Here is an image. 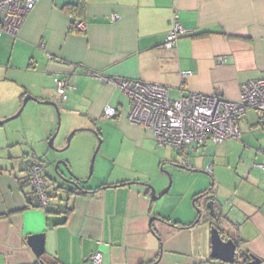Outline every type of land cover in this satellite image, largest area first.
<instances>
[{
  "label": "crops",
  "instance_id": "0c3cea01",
  "mask_svg": "<svg viewBox=\"0 0 264 264\" xmlns=\"http://www.w3.org/2000/svg\"><path fill=\"white\" fill-rule=\"evenodd\" d=\"M174 15L186 34L166 49ZM80 21L83 29L76 26ZM182 71L191 74L181 78ZM94 72L110 80L165 85L171 98L218 90L236 100L242 83L264 76V0H37L17 36L0 38V121L13 116L26 95L58 100L61 115L92 121L97 128L102 120L103 129L123 144L102 147L92 182L84 181L87 159H82L83 173L62 158L73 174L58 169L80 181L79 187L57 190L50 180L53 167L44 173L49 199L40 208L27 184L28 163L39 161L25 152L33 137L15 131L9 120L0 124V264H39L26 242L36 233H44V255L60 264H90L98 251L101 264H228L211 257L213 220L202 214L198 219L193 205L201 194L213 192L224 197L222 214L229 224L220 227L231 226L238 254H247L233 264H246L251 256L264 264V177L251 174L227 187L212 162L218 147L209 140L174 151L180 159L157 152L154 159L165 163L173 183L152 200L147 184L160 191L168 183L153 181L133 164L137 154L155 151L153 132L127 121L130 100ZM54 77L70 86L65 101L56 93ZM106 106L116 109L115 117L103 116ZM46 112L53 117L45 139L55 123L53 113ZM37 137L42 141V133ZM216 210L220 213L218 205Z\"/></svg>",
  "mask_w": 264,
  "mask_h": 264
},
{
  "label": "built area",
  "instance_id": "2783aa9c",
  "mask_svg": "<svg viewBox=\"0 0 264 264\" xmlns=\"http://www.w3.org/2000/svg\"><path fill=\"white\" fill-rule=\"evenodd\" d=\"M37 0H0V38L4 35L16 37L25 16L34 7ZM117 15L113 14L112 19ZM79 28L84 27L80 21ZM186 31L180 25L177 15L171 21L163 46L172 49L178 38ZM104 81L112 82L130 100L127 121L140 125L153 132L158 146L168 147L177 152L188 148L201 147L207 141L222 143L227 140H239L241 136L240 120L246 111L252 109L264 114V76L250 79L240 85L236 100L225 98L220 91L212 93L188 92L177 98H171L168 88L158 83L144 82L138 79L104 78L98 72L92 73ZM191 71L180 72L181 78ZM57 95L62 101L67 99L70 88L67 81L53 78ZM116 109L106 106L105 118L116 116ZM262 121V117L259 118ZM183 168L189 167L187 158L182 159ZM259 167L264 170V163ZM27 184L38 206L45 207L49 194L43 165L35 160L28 163ZM211 170V167L208 169ZM102 254L98 251L90 257V264H101Z\"/></svg>",
  "mask_w": 264,
  "mask_h": 264
},
{
  "label": "rangeland",
  "instance_id": "374dc122",
  "mask_svg": "<svg viewBox=\"0 0 264 264\" xmlns=\"http://www.w3.org/2000/svg\"><path fill=\"white\" fill-rule=\"evenodd\" d=\"M170 94L173 95L174 93L171 91ZM54 102L56 103V107L50 104L29 101V104L24 107L20 115L9 120L6 124L8 126L14 125V130L19 131L18 133H22L24 136L27 135L30 138L33 137V146L30 147V151L27 147L25 152L29 153L28 157H31L33 153L38 156L39 162L43 164V174L52 171V168L57 161H63L64 163L59 165H61L67 173L73 174L72 170L67 167V163L62 158H67L72 166H75L79 171L84 173L85 167L82 165V159H87V174L84 181L92 182L91 179L95 176V165L100 160L102 147H104L106 143L109 144V142L116 146L123 143L120 142V138H116V136L110 133L109 130H106V128L103 129L102 120L99 121V125L102 126L98 127L100 130H97L98 125H93L94 123L92 121H86L77 117L68 119L65 115H61L58 108L60 102L58 100H55ZM48 110L53 113L55 123H52V132L49 135H46L47 139H45L44 132L46 130V125L50 123V120L53 117L51 115L50 118V115L46 112ZM255 112L256 111L252 109L247 110L246 116L240 121L242 129L241 139L214 143L218 147L217 152L219 154L217 155V158L212 160V162L214 161V165H218L215 167V171L221 182L225 183L227 187L232 189L237 182L239 184L241 180L245 181L247 176L251 174L264 177V170L259 167L260 164L264 163L262 162L264 157V114H259L255 118ZM260 117H263V121L256 124V121H259ZM84 122H89V125ZM56 130L57 134L53 141L54 148H50L47 141L50 135H53ZM72 131H75V133L70 139L69 146L63 149L66 145V139ZM39 133H42V141L37 137V134ZM63 140L65 142L64 145L62 147H57V145L60 144V142L62 143ZM100 140L101 143L95 153ZM153 145L155 151L152 153L137 154L135 156L133 167H138V171L146 173L154 179L153 181H166V183H168V173L161 172V169L168 171L164 167L165 163L160 166V164H158L159 160L154 158L157 155V152L164 153L165 151L169 158L178 156V153L171 151L168 147L158 146L156 142H154ZM207 148V152L208 150L209 152L210 150L212 151L210 146ZM93 156L94 160L90 170ZM180 157L181 156H178L179 159ZM119 159H121V157H119ZM122 159L126 160L128 163L131 161L126 155ZM141 161H143V163H141ZM109 169L107 168L108 171ZM168 172L170 173V171ZM170 174L172 182L173 175L172 173ZM161 176H164V178H161ZM212 194H214V192ZM218 199L223 201L224 197L218 196ZM198 201L200 202V205H198V202L196 203L197 207L201 209V214L209 217L205 199L199 198Z\"/></svg>",
  "mask_w": 264,
  "mask_h": 264
},
{
  "label": "water",
  "instance_id": "95a60500",
  "mask_svg": "<svg viewBox=\"0 0 264 264\" xmlns=\"http://www.w3.org/2000/svg\"><path fill=\"white\" fill-rule=\"evenodd\" d=\"M28 100H33V101L44 103V104L54 105L56 107V103L54 101H49V100L48 101H42V100L37 99L36 97H33L31 95H26L23 98L22 105L18 109V111L13 116L0 121V124H3L4 122H6L8 120L16 118L22 112V109ZM58 125H59V122H58ZM74 133H75V131H72L68 135V137L66 139V145L64 146L63 149H65L69 146L70 139ZM56 134H57V130L55 133H53V135H51L48 138L47 144L50 148H54L53 141H54ZM100 143H101V140L99 141V144L95 150V153L97 152ZM63 149H60V150H63ZM93 160H94V156L91 160L90 170L92 168ZM61 163H64V162L63 161H57L55 163V165H54V176L50 177V180L53 182V184L56 185L57 190H59L60 187L66 186L67 184H73V185L79 187L80 181L77 183L76 180L69 179L68 177H66L64 172H62L58 169V166ZM184 169L188 170V168H184ZM164 172L166 174L168 173L169 177H168V185L166 187H164L162 190L156 191V189L154 188L153 185L147 184V187L149 189V196L152 200L159 199L161 196L166 194L170 188V185H171V176L170 175L171 174L168 171H164ZM199 198L205 199L206 208L208 210L209 218H211L213 220V223L210 224V230H209L210 231V246H211V254L210 255H211V257L218 259L224 263H228V264L236 263L239 259H242V257L237 252L238 245L236 244V242L234 241L232 236L229 235V234H231L230 230H232V227L228 226L227 224H226L227 227H224V229H222L220 227L221 222L228 223V221L226 220L227 217L223 216V214H222L224 203H222L213 194L212 195H210L208 193L201 194L199 197H197L193 201V205L195 206V208L198 212V219L201 216V209L198 208L196 205V201H198ZM216 205H218L220 213L217 212ZM154 219H156V217H152L150 220L152 221ZM215 224H217V226ZM26 242L37 258H39L43 255V253H44V233L31 234V235L27 236ZM258 262L259 261L256 258L251 256L250 261H248L246 264H258ZM39 264H45L43 262L42 258L39 260Z\"/></svg>",
  "mask_w": 264,
  "mask_h": 264
},
{
  "label": "trees",
  "instance_id": "16d2710c",
  "mask_svg": "<svg viewBox=\"0 0 264 264\" xmlns=\"http://www.w3.org/2000/svg\"><path fill=\"white\" fill-rule=\"evenodd\" d=\"M64 190L65 192H71L69 189V187L68 186H63V187H60L59 188V190ZM32 193V192H31ZM32 195H33V193H32ZM33 198H34V195H33ZM34 206L35 207H39L38 206V204L35 202L34 203ZM41 208H44V207H41ZM241 257H245V258H247V254H242L241 255ZM42 258V260H43V262L45 263V264H60V263H58L57 261H53V260H49L45 255H44V253H43V255L41 256V257H39L38 258V260H40ZM35 264H37V263H35Z\"/></svg>",
  "mask_w": 264,
  "mask_h": 264
}]
</instances>
